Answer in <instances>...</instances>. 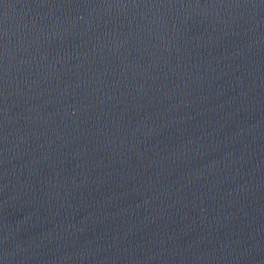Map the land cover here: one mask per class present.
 <instances>
[{"label":"water","instance_id":"1","mask_svg":"<svg viewBox=\"0 0 264 264\" xmlns=\"http://www.w3.org/2000/svg\"><path fill=\"white\" fill-rule=\"evenodd\" d=\"M0 264H264V0H0Z\"/></svg>","mask_w":264,"mask_h":264}]
</instances>
